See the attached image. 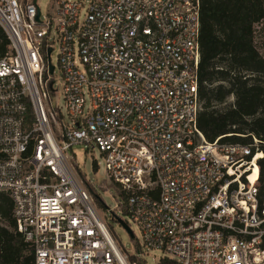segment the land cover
<instances>
[{
	"label": "built area",
	"instance_id": "built-area-1",
	"mask_svg": "<svg viewBox=\"0 0 264 264\" xmlns=\"http://www.w3.org/2000/svg\"><path fill=\"white\" fill-rule=\"evenodd\" d=\"M38 1L0 0V192L31 264H264L261 140L199 127L202 0Z\"/></svg>",
	"mask_w": 264,
	"mask_h": 264
},
{
	"label": "trees",
	"instance_id": "trees-1",
	"mask_svg": "<svg viewBox=\"0 0 264 264\" xmlns=\"http://www.w3.org/2000/svg\"><path fill=\"white\" fill-rule=\"evenodd\" d=\"M201 20L199 127L209 141L223 136L226 142L249 144L256 137L264 151V43L261 47L257 40V27L264 25V0H202ZM230 97L233 102L222 107ZM259 163L262 199L264 157ZM88 187L102 201L96 188ZM119 198L125 195L119 193ZM0 219L7 223H0V264H31L32 249L16 229L13 202L5 192H0Z\"/></svg>",
	"mask_w": 264,
	"mask_h": 264
},
{
	"label": "rangeland",
	"instance_id": "rangeland-1",
	"mask_svg": "<svg viewBox=\"0 0 264 264\" xmlns=\"http://www.w3.org/2000/svg\"><path fill=\"white\" fill-rule=\"evenodd\" d=\"M49 0H39L38 3L41 5L42 9L44 10L47 6ZM258 43L261 47H263L264 43V25H258ZM53 63L57 65V51L53 53L52 56ZM56 75L58 76L59 73L56 72ZM57 87H61V83L58 82L56 84ZM233 102V98L230 97L225 104L222 105V107L229 105ZM254 141V140H253ZM74 150L77 153L78 156V162L80 163V166L84 169V171L87 173L89 178H92V181L95 182L99 189V195L102 198V201H99V199L94 198V202L98 208V211L100 215L102 216L105 224L108 226V228L113 233L114 237L117 239L120 246H124L128 249L131 248L129 237L125 234V232L122 230L121 226L118 224V221H116V217L114 213L116 212L112 210L109 211V208H113L115 205L114 200L112 199L111 193H113L112 189L109 190L110 184L106 181H103L104 176V165L103 160L101 159L98 151H94L93 153H87L86 148L84 146H75ZM98 159V161L101 163V167L97 173L93 170L94 160ZM103 182L104 185H100V183ZM94 186V185H93ZM125 221L128 222L127 218H123ZM0 223L6 225L7 223L0 219Z\"/></svg>",
	"mask_w": 264,
	"mask_h": 264
},
{
	"label": "water",
	"instance_id": "water-1",
	"mask_svg": "<svg viewBox=\"0 0 264 264\" xmlns=\"http://www.w3.org/2000/svg\"><path fill=\"white\" fill-rule=\"evenodd\" d=\"M38 17H39V14H38ZM37 17V18H38ZM118 221L122 224V226L129 232L131 233V230L129 228V226L127 225V223L125 221H123L122 219L118 218Z\"/></svg>",
	"mask_w": 264,
	"mask_h": 264
}]
</instances>
